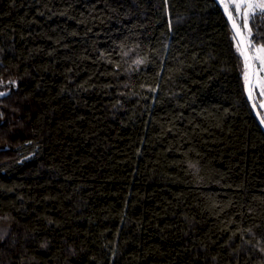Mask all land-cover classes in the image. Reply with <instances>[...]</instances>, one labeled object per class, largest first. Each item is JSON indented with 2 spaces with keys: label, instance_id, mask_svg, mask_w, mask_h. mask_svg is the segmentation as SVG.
Returning a JSON list of instances; mask_svg holds the SVG:
<instances>
[{
  "label": "trees",
  "instance_id": "trees-1",
  "mask_svg": "<svg viewBox=\"0 0 264 264\" xmlns=\"http://www.w3.org/2000/svg\"><path fill=\"white\" fill-rule=\"evenodd\" d=\"M232 37L216 0H0V264H264Z\"/></svg>",
  "mask_w": 264,
  "mask_h": 264
},
{
  "label": "snow or ice",
  "instance_id": "snow-or-ice-1",
  "mask_svg": "<svg viewBox=\"0 0 264 264\" xmlns=\"http://www.w3.org/2000/svg\"><path fill=\"white\" fill-rule=\"evenodd\" d=\"M221 4L231 22L232 38L236 43L237 51L244 60V85L248 91V98L254 99V89L257 86L260 88L259 95L264 97V77L259 75V73L264 72V46L257 47L249 39L252 35L249 21L254 20L257 13L264 17V0H229L227 3L225 0H221ZM250 51L252 52L251 55L249 54ZM253 77L256 79L255 84ZM9 83L14 84L15 82L9 81ZM6 94L0 92V97ZM253 107H257V104L253 103ZM259 107L264 108V103H260ZM261 123L264 124V118L261 119Z\"/></svg>",
  "mask_w": 264,
  "mask_h": 264
},
{
  "label": "water",
  "instance_id": "water-1",
  "mask_svg": "<svg viewBox=\"0 0 264 264\" xmlns=\"http://www.w3.org/2000/svg\"><path fill=\"white\" fill-rule=\"evenodd\" d=\"M216 2L219 4V6L221 7L222 11L224 12V8H223V6H222V4H221V0H216ZM224 14H225V16H226V18H227V20H228L227 14H226L225 12H224ZM228 22H229V24H230V26H231V22H230L229 20H228ZM231 29H232V26H231ZM232 31H233V29H232ZM249 54H250V55L252 54L251 51L249 52ZM254 78H255V77H253V83H254ZM245 93H246L247 100H248V102H249V104H250V106H251V109H252V111H253V114H254V116L256 117V119H257L259 125L262 127V129H263V131H264V124L261 123V119L263 118L262 115H261V112L259 111L258 106H257V107H253V103H256V102H255L254 99H253V100H250V99L248 98V91L246 90V88H245Z\"/></svg>",
  "mask_w": 264,
  "mask_h": 264
},
{
  "label": "rangeland",
  "instance_id": "rangeland-1",
  "mask_svg": "<svg viewBox=\"0 0 264 264\" xmlns=\"http://www.w3.org/2000/svg\"><path fill=\"white\" fill-rule=\"evenodd\" d=\"M227 2H229V0H225V3H227ZM239 23V22H238ZM249 27H250V25H249ZM250 39V38H249ZM250 41H251V39H250ZM252 43V42H251ZM257 47H260V45H256ZM252 53V52H251ZM257 68H258V63H257ZM259 75L261 76V77H264V72H261V73H259ZM256 83V79L254 78V84ZM259 92H260V88H259V86H257L255 89H254V95L255 96H257L258 98H259V102L260 103H264V97H261L260 95H259ZM263 110H264V108H262Z\"/></svg>",
  "mask_w": 264,
  "mask_h": 264
},
{
  "label": "flooded vegetation",
  "instance_id": "flooded-vegetation-1",
  "mask_svg": "<svg viewBox=\"0 0 264 264\" xmlns=\"http://www.w3.org/2000/svg\"><path fill=\"white\" fill-rule=\"evenodd\" d=\"M239 22V21H238Z\"/></svg>",
  "mask_w": 264,
  "mask_h": 264
}]
</instances>
